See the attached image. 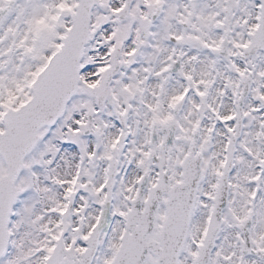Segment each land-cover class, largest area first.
<instances>
[{
	"label": "snow or ice",
	"instance_id": "obj_1",
	"mask_svg": "<svg viewBox=\"0 0 264 264\" xmlns=\"http://www.w3.org/2000/svg\"><path fill=\"white\" fill-rule=\"evenodd\" d=\"M0 264H264V0H0Z\"/></svg>",
	"mask_w": 264,
	"mask_h": 264
}]
</instances>
